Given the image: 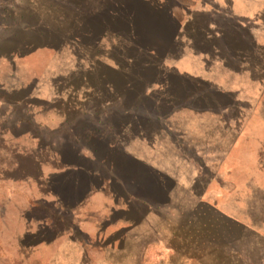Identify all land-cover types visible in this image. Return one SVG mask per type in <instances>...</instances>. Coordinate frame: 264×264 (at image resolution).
Here are the masks:
<instances>
[{
	"label": "rangeland",
	"instance_id": "374dc122",
	"mask_svg": "<svg viewBox=\"0 0 264 264\" xmlns=\"http://www.w3.org/2000/svg\"><path fill=\"white\" fill-rule=\"evenodd\" d=\"M0 264H264V0H0Z\"/></svg>",
	"mask_w": 264,
	"mask_h": 264
},
{
	"label": "crops",
	"instance_id": "0c3cea01",
	"mask_svg": "<svg viewBox=\"0 0 264 264\" xmlns=\"http://www.w3.org/2000/svg\"><path fill=\"white\" fill-rule=\"evenodd\" d=\"M138 231V230H137ZM109 232L111 233H121V237L124 239V240H127L128 242H130V240H132V238H134V236L132 237L130 235V233H133L135 232V230L133 231V228L132 226L130 227L129 224L128 225H118L116 227V229H112L110 230ZM124 234V235H123Z\"/></svg>",
	"mask_w": 264,
	"mask_h": 264
}]
</instances>
